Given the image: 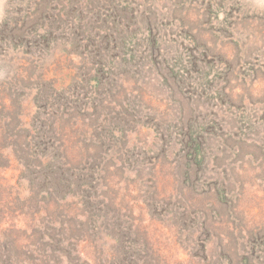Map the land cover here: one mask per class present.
Here are the masks:
<instances>
[{
	"label": "rangeland",
	"instance_id": "374dc122",
	"mask_svg": "<svg viewBox=\"0 0 264 264\" xmlns=\"http://www.w3.org/2000/svg\"><path fill=\"white\" fill-rule=\"evenodd\" d=\"M14 241L264 264V0H0V262Z\"/></svg>",
	"mask_w": 264,
	"mask_h": 264
},
{
	"label": "trees",
	"instance_id": "16d2710c",
	"mask_svg": "<svg viewBox=\"0 0 264 264\" xmlns=\"http://www.w3.org/2000/svg\"><path fill=\"white\" fill-rule=\"evenodd\" d=\"M17 239L18 238H15V240L17 241ZM64 241H66V243H67V241H69L70 240V237H69V239L68 240H65V239H63ZM16 241H14L12 244H10V248H7V244L5 243L4 245H3V248H5L6 250V255H4L3 256V264H16V262L15 261H18V259H22V258H24V254L22 253V247L21 246H18L17 244H16ZM5 246V247H4ZM60 247H62V246H60ZM2 248V249H3ZM8 249H10L11 250V252L9 253V251H8ZM4 250V249H3ZM13 253H14V255H15V259L14 260H12V256L11 255H13ZM17 254H19V255H21L22 257H17L18 255ZM63 257H67L66 255H64L63 254ZM40 258H45V256L44 255H42ZM32 259V256L30 255V256H26V258L25 259H23L22 261L23 262H19L18 264H22V263H24V264H26L27 262H25V260L26 261H29V260H31ZM46 259V258H45ZM2 262H0V264H2ZM52 263V262H51ZM50 263V264H51ZM48 264V263H47Z\"/></svg>",
	"mask_w": 264,
	"mask_h": 264
}]
</instances>
